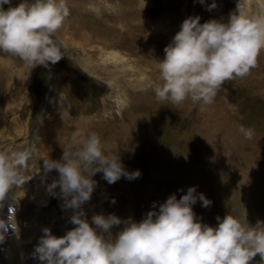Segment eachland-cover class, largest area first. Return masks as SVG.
Segmentation results:
<instances>
[{
    "label": "clouds",
    "instance_id": "obj_1",
    "mask_svg": "<svg viewBox=\"0 0 264 264\" xmlns=\"http://www.w3.org/2000/svg\"><path fill=\"white\" fill-rule=\"evenodd\" d=\"M216 6L215 0L207 5L209 10ZM68 12L66 0H18L15 5L12 0H0V50L18 56L30 68H50L65 56L54 34ZM200 20L198 14L184 18L165 45L164 57L157 62L162 81L154 87L157 99L178 104L191 98L210 104L226 80L244 77L256 66L264 49V11L250 15L237 0V11L226 22ZM239 131L245 138L253 135L243 125ZM80 135L74 133V139ZM83 136L59 159H43L45 175L58 172L46 190L60 195L64 206L73 210L70 223L74 227L59 236L48 227L42 229L32 253L42 264H252L257 257L264 260V224H248L246 229L231 214L217 215L214 226L203 222L193 205L200 201L208 207L212 201L194 185L179 198L172 193L163 202L153 201L139 221L104 212L89 218L83 205L97 185L93 179L97 172L110 184L122 176L135 179L141 172L129 171L118 154H106L98 134ZM35 154L31 143L21 149H0V208L13 186L31 178L23 170ZM57 186L59 193L54 191ZM120 225L113 235V226ZM9 227L13 225L8 218H0V240Z\"/></svg>",
    "mask_w": 264,
    "mask_h": 264
},
{
    "label": "bare ground",
    "instance_id": "obj_2",
    "mask_svg": "<svg viewBox=\"0 0 264 264\" xmlns=\"http://www.w3.org/2000/svg\"><path fill=\"white\" fill-rule=\"evenodd\" d=\"M172 1L168 0V5L163 3L161 6L157 0L153 2L151 0H66L68 15L71 12L74 13L76 16L74 19L79 20L80 23L76 21L74 25L67 22L66 18L60 29L74 31L75 33H72L74 37L63 38L60 29L54 35H57L56 37L66 48L80 47L79 56L70 57L73 62L71 69L75 68L76 72L69 76L71 80L75 78L81 81L82 78L88 76L90 80L96 81L98 83L96 99L93 102L95 103L93 108L86 116L76 110L75 116L70 117V106L67 105L65 96L58 95L55 91L49 94V108H51L48 115L49 122L54 120V123L62 127L63 131L55 132L47 125L49 129L42 138V150L38 153L42 157L38 160L43 163V159L48 157L53 159L61 157L63 150H67L70 145L84 139V133L92 132L100 136L106 154H118L129 171L139 169L141 172V175L135 179L129 180L122 176L111 184L103 179L102 172H97L100 174L96 179L97 185L91 199L83 205L89 218L97 212L115 213L121 218L131 217L136 221L143 217V200L145 199L143 181L149 177L153 180L152 182H157L161 174L160 167L152 163L157 159V151H159L158 132L153 133L149 127H146V119L158 112L160 108H170L173 111L183 107L182 110L187 109L188 111L191 105L198 103L191 98L178 104L170 100H159L154 92L155 84L162 82L157 62L163 59L165 45L179 30L183 19L189 16ZM210 1L213 2V0ZM215 2L217 6L209 10L204 3L195 1L190 15H200L201 23L211 18L222 19L226 22L229 14L237 11V0H232L228 16L225 7L227 0H215ZM67 4L72 7L69 8ZM241 4L243 10L250 15L264 11V0H241ZM163 7L167 15L159 17L157 12ZM172 9L175 13L167 12ZM84 11L97 12L111 18L99 20L104 23L102 24L104 29L89 27L86 24L87 18L84 17L88 14ZM6 59L10 64L5 61ZM20 60L12 58L11 53L5 51L0 54L1 69H7L9 65L12 69L11 81H0L1 98L10 96L12 91L10 84L16 85L22 81L21 68H18ZM83 84L87 85L85 82ZM234 86H252L259 90L264 87V49H261L257 57L256 66L251 68L246 76L226 80L212 103H198L197 112L202 116V126L199 131L203 136L227 133L228 127H232L231 116H227L226 109L228 107L227 92ZM19 93L20 89L13 91L14 96H18ZM62 109L65 110L62 111ZM63 116L73 121L72 124L71 122L69 124L60 122L59 118L63 119ZM65 128L67 131H64ZM61 132L67 135H61ZM76 132H80L81 135L74 139ZM36 140L35 144L38 145L41 139L36 136ZM225 148H230V146ZM164 153L167 154V151ZM232 153H235V150H232ZM144 159L147 162L144 161L146 167L143 166ZM39 170L42 171V168ZM252 171L255 175L257 174L256 170ZM51 174L49 172L46 175L50 177ZM46 175L44 174V182H47ZM54 177L58 178L57 175ZM54 191L59 193V186ZM113 198H115L114 203ZM13 202L10 194L7 193L3 207L0 208V218L6 220L8 218L13 225L12 228L7 229L4 239L0 240V264H42L32 254L38 238L43 235L42 229L48 227L53 234L58 236L65 234L67 229L74 227L70 223L73 210L64 206L60 195L48 193L42 204L34 210L31 218L32 227L29 228L26 222L22 224L17 222V212L15 213ZM120 227L122 225L113 226L112 234L114 235Z\"/></svg>",
    "mask_w": 264,
    "mask_h": 264
},
{
    "label": "rangeland",
    "instance_id": "obj_3",
    "mask_svg": "<svg viewBox=\"0 0 264 264\" xmlns=\"http://www.w3.org/2000/svg\"><path fill=\"white\" fill-rule=\"evenodd\" d=\"M195 1L200 0H174L172 2L183 9L186 15H190ZM205 1L203 3L206 6L212 3L210 0ZM157 2L161 6L163 3L168 5V0H157ZM12 3L15 5L18 0H12ZM231 4L232 0H227V6L225 5L227 16L230 13ZM67 5L69 8L72 7ZM4 7L7 8L8 5ZM162 9L159 10L161 14L157 12L159 17L167 15L166 12L164 13V7ZM84 12L88 14L84 17L87 18L86 24L89 27L104 29L102 26L104 23L99 20L111 18L97 12ZM167 12L175 13L173 9ZM68 16L66 17L67 22L74 25L76 21L80 23L79 20H75L74 13L71 12ZM60 31L65 39L74 37L72 34L75 33L74 31L61 29ZM63 31L65 33H62ZM56 36L54 35V39L63 48L65 56L50 68H45L43 65L30 68L21 58L11 54L12 58L21 59L18 68H21L23 78L20 84H10L12 85L10 96L0 97L2 99H0V149H21L28 147L30 143L35 144L36 136L41 139L38 145L35 144V156L23 170L25 177L31 178L22 185L13 186L8 192L11 200L14 201L17 222L19 224L26 222L29 228L32 227L31 218L34 210L42 204L49 193L46 190V184L51 183L55 178L54 175L58 176V172L52 170L50 177L46 175L47 182H44L43 163L38 160L42 157L38 153L42 150V138L49 129L47 125L55 132L63 131V128L55 124L54 120L49 122L48 115L51 108H49L48 96L52 91L57 92L58 95H64L67 105L70 106V117L75 116L76 110L86 116L95 104L93 102L96 99L95 93L98 86V83L90 80L88 76V79L84 77L81 81L75 78L70 79L69 75L76 72L75 68L71 69L73 62L70 57L79 56L81 49L80 47L66 48ZM2 52L4 51L0 50V54ZM121 55L128 58L123 53ZM5 61L9 63L7 59ZM10 67L11 65L7 69L0 67V81H11L12 69ZM84 82L87 85L83 84ZM16 89H20L18 96L13 95ZM227 101L226 111L227 116H231L232 127H228L227 133L219 135L207 136L205 134L203 136L200 133L202 116L197 112L199 102L191 105L188 111L187 109L182 110L183 107L173 111L168 106L169 109L160 108L158 112L146 119V127H149L153 133L158 132L159 151H157V159L152 163L160 167L161 174L157 182L155 180L152 182L153 180L149 177L143 181L144 213L151 208L153 201L163 202L172 193H176L179 198L189 186L194 185L197 192H203L212 201L208 207H202L200 201L193 205L195 213L201 217L203 222L214 226L218 223L217 215L223 218L225 214H231L238 217L246 229L248 224L250 227H254L257 223L264 224V172H262L264 171V87L259 90L252 86H234L227 92ZM59 121L63 124L73 122L66 117L59 118ZM241 125L253 130L251 138H245L239 131ZM64 131H67V128ZM61 135L67 134L61 132ZM227 146L230 148H225ZM232 150H235V153H232ZM165 151L167 154L164 153ZM144 161L147 163L144 159L143 166H145ZM39 168H42V171ZM252 170H256L257 174L255 175ZM98 173L93 176V179L96 180L100 176ZM178 189L182 191H177ZM47 213H49L48 209ZM252 264H264V260L257 257Z\"/></svg>",
    "mask_w": 264,
    "mask_h": 264
}]
</instances>
